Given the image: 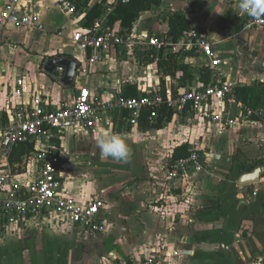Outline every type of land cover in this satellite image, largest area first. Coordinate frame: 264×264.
Masks as SVG:
<instances>
[{
    "label": "crops",
    "instance_id": "0c3cea01",
    "mask_svg": "<svg viewBox=\"0 0 264 264\" xmlns=\"http://www.w3.org/2000/svg\"><path fill=\"white\" fill-rule=\"evenodd\" d=\"M6 1L0 0V9ZM37 1L45 32L0 25V131L13 120V107L20 99L12 91L19 79L25 84L23 101L37 90L51 108L71 104L80 85L106 94L122 88L126 95L137 96L144 89L162 87L161 79L174 94L203 84L206 59L190 52L176 55L178 65L187 67L189 77H184L183 69L175 75L158 72L157 61L168 56L165 52L114 46L103 61L88 63L87 53L72 40V33L85 25L89 10L77 18L57 0ZM160 1L140 13L130 32H168L167 17L185 12L216 40L221 67L237 83V91L259 83L264 89V28L244 29L238 0ZM96 2L100 0L91 3ZM117 3L106 0L98 19L108 22ZM59 12L71 20L69 31L59 24ZM112 26L122 27L120 21ZM17 33L18 38H13ZM65 38L70 48L63 44ZM57 56L76 59L77 68L87 65L88 73H76L72 86L63 84L59 78L65 67H56V75L59 67L64 68L60 77L44 69L46 60ZM152 58L154 61L149 62ZM259 106H264V95ZM227 107L235 120L232 127L173 114L162 128L152 127L146 132L136 127L127 129L116 121L112 129L80 134L66 129L61 133L57 142L64 156L62 169H67L62 174L66 193L79 202L101 197L105 203L101 210L107 221L105 233L89 235L77 226L89 239L85 247L81 246L86 252L78 264H139L150 256L159 264H264V125L250 126L241 120L242 109L237 103H227ZM101 133L121 134L132 149L130 160L102 158L97 147ZM183 143H189V149L200 148L205 169L191 170L171 180L167 166L174 149ZM15 164L29 178L35 175L32 153L24 154L22 162ZM257 167L262 169L259 182L239 186L240 176ZM36 222L43 224V230V219L30 220L8 234L0 244V264L7 260L14 264H65L62 257L25 249L35 235Z\"/></svg>",
    "mask_w": 264,
    "mask_h": 264
},
{
    "label": "built area",
    "instance_id": "2783aa9c",
    "mask_svg": "<svg viewBox=\"0 0 264 264\" xmlns=\"http://www.w3.org/2000/svg\"><path fill=\"white\" fill-rule=\"evenodd\" d=\"M91 2L83 5L82 0H57L61 8L77 18L93 7ZM39 13L37 0H7L0 9V25L45 32ZM188 19L191 25L177 38L168 32L137 34L125 31L102 18L96 19L91 26H79L73 31L72 40L87 53V62L91 64L103 61L114 46L167 55L190 52L206 59L203 72L209 78L201 86L177 94L171 89L152 87L137 96H128L122 88L106 94V91L93 92L88 86L80 85L71 104L51 108L37 90L31 93L28 101H23L25 84L23 79L17 80L12 94L20 100L13 107V120L0 131V244L10 232L22 229L28 221L50 216L67 219L89 235L105 233L108 229L106 219L101 216L105 206L101 197L79 202L65 191L61 172L64 156L57 140L66 129L74 130L75 134L84 130L95 132L100 128H114L116 121L127 129L137 128L142 116L156 123L165 109L188 119H201L226 128L235 124L227 103L241 106L239 118L248 125H264V106L251 107L238 102L237 83L229 79L221 67L216 40L190 17ZM243 24L248 30L264 28V17L243 14ZM57 70L60 77L64 68ZM76 73L87 74V65L77 68ZM21 143L34 146L31 153L36 161V172L32 178L11 163L14 149ZM204 169L200 148L193 146L186 157L169 162L167 177L176 180L191 170ZM139 264L159 263L150 256Z\"/></svg>",
    "mask_w": 264,
    "mask_h": 264
},
{
    "label": "trees",
    "instance_id": "16d2710c",
    "mask_svg": "<svg viewBox=\"0 0 264 264\" xmlns=\"http://www.w3.org/2000/svg\"><path fill=\"white\" fill-rule=\"evenodd\" d=\"M89 0H82L83 5H85ZM96 2L93 7L88 11L86 15L85 25L91 26L95 23L103 13V3ZM160 0H118L114 10L109 14V24L113 25L116 21H120L121 26L125 31H129L136 20L139 18L140 13L146 10H150L154 5L160 4ZM168 22V33L177 38L182 31L191 25L186 13H173L167 17ZM154 59H149V62H153ZM158 72L162 74L175 75V71L179 69L184 70V77L191 74L188 73L187 67L185 65H178L176 60V55L171 54L166 57H160L157 61ZM208 74L202 73L201 82L206 84L208 82ZM263 83L258 85H245L238 89V98L242 99L243 102L251 107H257L263 99L264 89ZM161 86L165 88V80L161 79ZM173 116V111L165 109L156 123H151L145 116H142L137 127L139 132H146L152 127L162 128L167 121H170ZM189 143H183L174 149L172 159H178L186 157L189 154ZM34 150L33 144L21 143L15 147L14 152L11 157V163L22 162V156L24 154H30ZM127 264H133L132 261H128Z\"/></svg>",
    "mask_w": 264,
    "mask_h": 264
},
{
    "label": "rangeland",
    "instance_id": "374dc122",
    "mask_svg": "<svg viewBox=\"0 0 264 264\" xmlns=\"http://www.w3.org/2000/svg\"><path fill=\"white\" fill-rule=\"evenodd\" d=\"M58 22L61 25L67 26V31L72 26L71 20H69L63 13L59 12ZM65 32V37L68 36V32ZM13 35V38H18L17 35ZM66 46L70 48L71 43L67 38L63 41ZM60 48H53L54 51H59ZM34 162L32 161V165ZM64 165V164H63ZM66 167V166H65ZM64 167V168H65ZM62 169V174H66L67 169ZM66 177V176H65ZM43 222L46 223L42 230L43 224L36 222L35 235L32 236L27 249L37 253H43L48 255H56V258L62 257L61 261L65 264H78L81 262L86 250L84 247L89 243L88 237L79 229V227L72 225L67 219L57 216L45 217ZM84 246V247H81ZM60 252V253H59ZM106 253V252H104ZM34 255V254H33ZM34 257V256H33ZM108 259L107 253L105 260ZM106 262V261H104ZM5 264H14L12 260H7ZM107 263V262H106ZM120 263V262H119ZM112 264V263H108ZM118 264V262L116 263Z\"/></svg>",
    "mask_w": 264,
    "mask_h": 264
},
{
    "label": "clouds",
    "instance_id": "9594fccd",
    "mask_svg": "<svg viewBox=\"0 0 264 264\" xmlns=\"http://www.w3.org/2000/svg\"><path fill=\"white\" fill-rule=\"evenodd\" d=\"M238 11L253 18L264 17V0H238ZM72 75V72L69 73ZM97 147L102 158H112L118 161L128 162L132 149L126 139L118 133H101L97 139Z\"/></svg>",
    "mask_w": 264,
    "mask_h": 264
},
{
    "label": "water",
    "instance_id": "95a60500",
    "mask_svg": "<svg viewBox=\"0 0 264 264\" xmlns=\"http://www.w3.org/2000/svg\"><path fill=\"white\" fill-rule=\"evenodd\" d=\"M57 66L65 67V72L59 78V80L67 86H72L75 79L76 70L78 67L77 60L68 56H57V57L49 58L46 60L44 64V69L50 75L57 77V75L55 74V69ZM70 72H72V75L69 74ZM261 171H262L261 167H257L251 172L242 174L238 180L239 186L258 183L260 180Z\"/></svg>",
    "mask_w": 264,
    "mask_h": 264
}]
</instances>
